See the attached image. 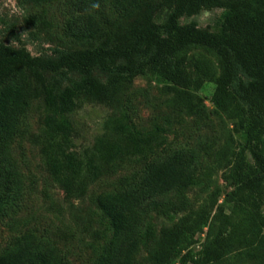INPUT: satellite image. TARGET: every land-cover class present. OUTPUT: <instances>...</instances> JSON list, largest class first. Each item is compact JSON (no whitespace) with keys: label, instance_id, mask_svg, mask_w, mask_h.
Returning <instances> with one entry per match:
<instances>
[{"label":"trees","instance_id":"16d2710c","mask_svg":"<svg viewBox=\"0 0 264 264\" xmlns=\"http://www.w3.org/2000/svg\"><path fill=\"white\" fill-rule=\"evenodd\" d=\"M39 2L48 0H36ZM92 6L103 0H76ZM128 25L116 29L88 19L69 33L78 40L97 42L93 47L60 50L56 57L34 55L25 46L0 42V143L14 136L20 117L41 87L55 115L54 132L45 145L52 178L67 195L82 196L89 184L127 161L146 158L151 139L122 119H114L113 132L102 134L97 150L81 157L72 149V114L82 99L116 101L138 75L151 73L168 80V90L190 113L200 110V97L192 91L197 78L214 82L212 101L220 112L235 119L246 137L245 145L228 163L225 178L232 184L226 200L229 214L217 231L210 226L203 247L194 252L196 236L209 223L207 209L190 212L157 237L152 225L139 233L141 207L159 205L157 197L196 183L194 153L179 151L153 163L140 184L119 192L100 194L99 207L110 219L114 235L95 264H135L143 240L150 243V264H222L237 252L255 264H264V0H115ZM225 7L222 30L214 32L196 23L182 24L183 15ZM166 11L163 19L161 12ZM214 50L218 62L200 56L190 70L189 50ZM108 72L106 81L94 74ZM73 77H81L74 82ZM244 77H247L245 79ZM250 148L253 163L246 157ZM18 178L11 162L0 152V212L13 202ZM0 264H69L55 247L35 246L18 239L0 252Z\"/></svg>","mask_w":264,"mask_h":264},{"label":"rangeland","instance_id":"374dc122","mask_svg":"<svg viewBox=\"0 0 264 264\" xmlns=\"http://www.w3.org/2000/svg\"><path fill=\"white\" fill-rule=\"evenodd\" d=\"M225 11L222 6L204 9L194 15L185 14L180 21L219 32ZM165 12H161V19ZM88 19L116 29L128 25L132 17L125 16L115 0H103L92 6L76 0H0V42L25 46L34 55L56 57L60 50L97 44L78 40L67 29L69 23L79 25ZM202 55L218 62L214 50L194 46L188 52L187 67L193 70ZM94 74L103 81L109 75L100 68H95ZM73 78L74 82L81 80V77ZM169 83L145 73L136 76L116 101L80 100L71 116L72 149L79 156L96 152L98 138L113 132L112 122L116 118L149 137L153 147L146 158L127 161L91 182L82 196L67 195L48 170L45 145L54 132L55 115L39 87L20 117L14 136L5 145L0 143V152L13 164L19 182L13 202L0 212V252L18 239H28L35 246L55 247L69 264H95L114 235L110 219L98 205V196L140 184L153 163L169 159L179 151L196 156V183L186 190L175 189L157 197V207L148 204L141 207L138 230L144 236L148 225H152L159 237L163 228L174 225L182 216L207 209L209 223L191 246L194 252H199L210 226L213 232L217 231L223 222V212L231 211L226 196L233 187L225 175L228 163L235 160L246 137L236 120L220 112L212 101L214 82L197 78L192 87L200 97L197 98L200 110L196 113H190L178 103L174 92L167 88ZM246 157L253 163L250 148H246ZM149 247L150 243L143 240L135 264H150ZM173 264L181 263L176 259ZM222 264H255V261L232 252Z\"/></svg>","mask_w":264,"mask_h":264}]
</instances>
